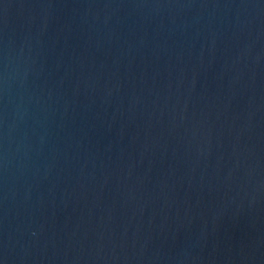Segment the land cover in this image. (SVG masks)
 <instances>
[{
	"label": "water",
	"instance_id": "95a60500",
	"mask_svg": "<svg viewBox=\"0 0 264 264\" xmlns=\"http://www.w3.org/2000/svg\"><path fill=\"white\" fill-rule=\"evenodd\" d=\"M0 264H264V0H0Z\"/></svg>",
	"mask_w": 264,
	"mask_h": 264
}]
</instances>
